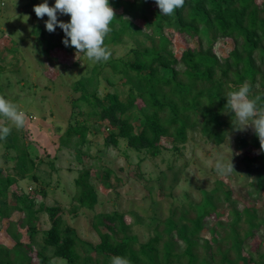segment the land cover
Listing matches in <instances>:
<instances>
[{"label": "trees", "instance_id": "1", "mask_svg": "<svg viewBox=\"0 0 264 264\" xmlns=\"http://www.w3.org/2000/svg\"><path fill=\"white\" fill-rule=\"evenodd\" d=\"M2 3L7 6L13 4V0H0V14L9 19L11 15ZM109 3L116 16L104 45L118 44L130 35L138 46L130 49L129 57H110L106 63L95 64L85 78L94 92L81 93L71 101L65 134L51 138L58 141V151H76L79 165L86 158L91 159L86 151L78 148L89 143L88 134L92 132L89 120L92 118L97 119L96 126L103 124L99 130L103 131L106 145H123L125 151L137 153L141 163L165 154L178 156L189 133L197 130L204 142L221 146L227 134L235 131L232 114H224L227 112L224 108L226 93L238 90L245 82L251 85V95H259L264 102V1L185 0L184 6L171 16L161 15L155 0H109ZM137 21H141L142 28L135 23ZM57 31L61 30L47 33L40 28L34 34L49 56L56 47L66 49L62 43L63 33L57 43L50 38ZM175 33L185 40L194 39L195 46H186L178 56L171 38ZM218 46H223L225 54L218 52ZM3 59L0 55V62ZM13 66L18 69V62ZM106 67L110 72L108 82L114 85L112 78L119 77L128 87L125 99L121 98L119 90L98 96L99 76ZM3 71L0 65V76ZM0 96L7 99L1 86ZM25 113L27 122L29 114ZM19 139L12 129L4 139L7 147L16 151L13 167L16 175H5L0 167V223L8 221L6 233L13 242L11 246L0 244V264H53L55 258L63 264H111L114 256L125 257L131 264H264V252L259 253L260 247L255 250L257 257L251 250L244 254L245 240L255 234L254 230L262 227L264 234V219L259 218L255 205L242 210L231 209L229 222L218 221L210 229V239L201 236L207 218L217 213L219 193L227 200L232 198L233 190L220 180L210 192L202 191L199 203L191 201L189 194L184 193L169 216L158 221L153 236L146 243L140 242L119 210L95 215L93 228L100 242L84 241L67 225L59 207L37 203L38 196L48 194L44 184L40 183V188L34 190L33 197L18 190L10 192L20 179L31 176L39 182L36 171L43 162L32 143L21 138L19 145ZM237 142L240 148L249 147V151L260 149L254 132L251 140L239 137ZM55 160L49 162L53 168ZM243 162L247 176H256H252L249 186L256 187L257 191L264 189V153L259 151L252 157H245ZM91 167L77 170L71 197L75 202L71 210L74 215L81 209L95 210L100 203L99 191L91 182ZM113 172L103 166L99 179L104 189L116 187L111 181ZM120 180L116 177L117 183ZM156 180L160 181L161 177ZM237 195L244 202L250 200L241 190ZM42 212L51 220L50 229L45 231L38 225ZM14 213L19 215L16 220L12 219ZM243 222L248 225L246 229H242ZM25 233L29 235L28 242L22 241ZM39 235H42V248L36 250ZM228 240L229 245L224 243ZM179 241L184 244L183 251L177 249ZM47 250L52 251V256Z\"/></svg>", "mask_w": 264, "mask_h": 264}, {"label": "rangeland", "instance_id": "2", "mask_svg": "<svg viewBox=\"0 0 264 264\" xmlns=\"http://www.w3.org/2000/svg\"><path fill=\"white\" fill-rule=\"evenodd\" d=\"M43 2L44 0H13V4L9 3L7 6L6 3L1 4L7 7L6 12L11 17L6 19L0 14V55L4 58L0 62L4 68L0 76V86L7 100L11 102L15 100L18 109L29 114V120L25 122L23 128L17 129L11 121L0 117V125L15 130L20 138L19 145L22 139L32 143L43 160L36 171L39 182L32 180L31 176L20 179L19 186L13 185L10 188L11 193L13 190H18L19 193L24 192L33 197L36 192L34 190L40 188V183L44 184L48 194L41 198L36 196L37 203L44 202L47 207H59L60 215L67 225L71 226L84 241L92 244L100 242V237L93 228L95 215L119 210L125 215L126 222L131 225L132 232L138 235L140 242L146 243L153 236V228L158 221L169 216L171 208L177 205L184 193L189 194L191 201L199 203L202 201V191L213 190L217 180L223 181L233 190L232 198L227 200L219 193L221 200L216 202L217 213L207 218L205 230L201 233L202 237L210 239V229L215 227L218 221L229 222L233 208L242 210L244 207L255 205L259 218L264 219V189L257 191L256 187L249 186L252 176L253 178L256 176L255 174L247 176L243 162L245 157H252L259 151H249V147L240 148L237 142L239 137L251 140L253 136L251 127L243 132L234 131L227 134L221 146L204 142L198 130L190 132L187 143L181 147L178 156L165 154L140 163L138 154L130 150L125 151L123 145L122 147L106 145L103 131L99 130L103 124L96 126L97 119L92 118L89 120L92 125V132L88 134L89 143L78 148L86 151L91 159L86 158L83 164L79 165L75 158L76 151H72L73 149L58 151L56 146L58 141L55 139L52 141L51 138L65 134L71 116V101L77 99L81 93L94 92V87L86 83L85 78L90 75L97 62L88 60L84 53L76 55V50L71 46L66 49L56 47L50 52V56L44 51V46L39 44L34 34L40 28L47 31L45 21L48 18L45 16L39 19L33 11L34 5ZM48 3L49 6H53L55 0H48ZM25 15L29 17L27 21ZM58 19L68 22L70 16L58 13ZM135 23L138 27H143L141 21ZM56 30L61 31H57L54 37L50 36L55 43L61 38V33L64 34L62 29ZM166 31L170 32L171 29ZM171 38L175 43L173 50L178 56L186 46H195L194 39L185 40L177 33ZM10 39L13 42H10ZM133 46H138L137 41L134 37L126 35L118 44H108L107 48L111 52L110 57L117 58L127 55L129 57ZM217 50L225 54L223 46H218ZM16 62L18 69L13 66ZM106 62L101 61V63ZM109 73V68L106 67L99 76L98 96L103 97L107 93L119 90L121 98L125 99L128 87L122 84L119 77L112 78L115 82L112 85L107 80L110 77ZM79 79L81 81H78ZM26 118H28L27 114ZM6 144V140H0V167L5 170V175H16L13 168L16 163V151ZM231 155L236 172L228 176L218 175L215 170L216 160L223 158L227 161L231 159ZM53 160H55L54 168L49 164ZM90 165L92 166L91 182L99 191L100 203L95 210L81 209L74 215L71 210L75 202H72L71 197L74 195L73 187L77 170L89 168ZM103 166L114 171L111 181L116 187L113 190L104 189L100 183ZM116 177H120V182L117 183ZM156 177H161V180L157 181ZM239 190L251 201L244 202L240 199L237 195ZM17 218L19 215L14 213L12 219ZM7 222L3 220L0 223V244L11 246L13 242L6 233ZM38 225L42 231L50 229L51 220L46 212L40 214ZM241 225L242 229L248 227L245 222ZM254 233L245 240L244 254H247V250H251L257 257L258 253L255 250L258 247H260L259 253L264 252L263 228L255 229ZM22 241H29L28 233L23 234ZM41 242L42 235H39L38 244L35 245L36 250L42 248ZM224 243L229 245L230 241ZM179 245L178 251H183L184 244L179 241ZM46 253L52 256L51 250H47ZM201 254L204 255V252L202 251ZM53 264L63 263L55 258Z\"/></svg>", "mask_w": 264, "mask_h": 264}, {"label": "clouds", "instance_id": "3", "mask_svg": "<svg viewBox=\"0 0 264 264\" xmlns=\"http://www.w3.org/2000/svg\"><path fill=\"white\" fill-rule=\"evenodd\" d=\"M155 4L161 15L171 16L176 9L184 6L185 0H155ZM33 11L39 19L47 16L45 28L48 32H55L57 27L62 29L64 32L62 43L65 47H73L76 55L84 53L92 62L109 60L111 52L104 45V40L111 32L110 24L116 16L109 0H55L53 6H49L48 0H44L43 3L34 5ZM58 13L70 16V20L68 22L59 20ZM24 17L26 21L29 19L27 15ZM226 101L224 108L227 112L224 114H232L233 129L243 132L251 127L259 139V151L264 153V102L261 101V97L252 96L251 85L245 82L238 90L228 91ZM0 116L11 121L17 129L25 125L26 114L3 96H0ZM10 131L9 127L0 125V140L5 139ZM215 170L220 176H228L236 172L232 155L227 161L223 158L217 159ZM111 264H131V262L125 257L114 256Z\"/></svg>", "mask_w": 264, "mask_h": 264}]
</instances>
